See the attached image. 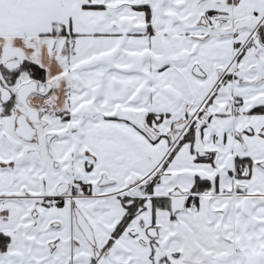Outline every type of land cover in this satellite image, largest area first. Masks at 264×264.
<instances>
[{
	"label": "snow or ice",
	"instance_id": "obj_1",
	"mask_svg": "<svg viewBox=\"0 0 264 264\" xmlns=\"http://www.w3.org/2000/svg\"><path fill=\"white\" fill-rule=\"evenodd\" d=\"M0 264H264V0H0Z\"/></svg>",
	"mask_w": 264,
	"mask_h": 264
}]
</instances>
